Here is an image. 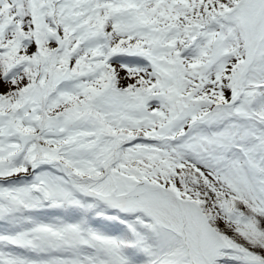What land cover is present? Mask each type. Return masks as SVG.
I'll return each mask as SVG.
<instances>
[{
    "label": "snow or ice",
    "instance_id": "6c2138e0",
    "mask_svg": "<svg viewBox=\"0 0 264 264\" xmlns=\"http://www.w3.org/2000/svg\"><path fill=\"white\" fill-rule=\"evenodd\" d=\"M0 264H264V0H0Z\"/></svg>",
    "mask_w": 264,
    "mask_h": 264
}]
</instances>
